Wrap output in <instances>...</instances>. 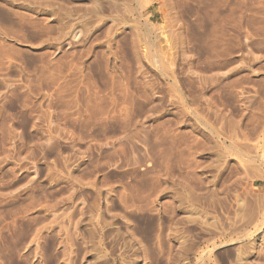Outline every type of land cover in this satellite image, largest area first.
<instances>
[{
	"label": "rangeland",
	"instance_id": "obj_1",
	"mask_svg": "<svg viewBox=\"0 0 264 264\" xmlns=\"http://www.w3.org/2000/svg\"><path fill=\"white\" fill-rule=\"evenodd\" d=\"M0 264H264V0H0Z\"/></svg>",
	"mask_w": 264,
	"mask_h": 264
}]
</instances>
